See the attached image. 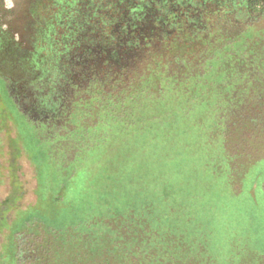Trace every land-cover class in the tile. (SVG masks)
I'll return each instance as SVG.
<instances>
[{
  "label": "trees",
  "instance_id": "trees-1",
  "mask_svg": "<svg viewBox=\"0 0 264 264\" xmlns=\"http://www.w3.org/2000/svg\"><path fill=\"white\" fill-rule=\"evenodd\" d=\"M68 6L46 63L18 82L22 105L36 117L37 145L47 153L55 148L74 159L82 149L84 159L93 147L106 152L115 134H138L204 104L206 111L209 88L223 150L238 117L247 122L243 131L264 132V0H72ZM238 94L240 111L222 104ZM127 215L124 223L101 220L107 242L85 264H175L176 242L149 235L141 215L130 209ZM88 230L68 243L75 262L81 251L71 247L81 241L85 247ZM36 239L33 261L43 264Z\"/></svg>",
  "mask_w": 264,
  "mask_h": 264
},
{
  "label": "rangeland",
  "instance_id": "rangeland-1",
  "mask_svg": "<svg viewBox=\"0 0 264 264\" xmlns=\"http://www.w3.org/2000/svg\"><path fill=\"white\" fill-rule=\"evenodd\" d=\"M1 6V21L21 39L22 1ZM0 87V264H37L36 237L43 264H85L107 242L101 220L124 223L128 209L149 235L176 242L175 264H264V132L243 131L247 122L238 117L223 150L212 124L215 89L206 111L204 104L138 134H115L106 152L93 147L82 159L76 150L73 159L41 149L36 117ZM226 102L236 112L244 104L239 94ZM86 225L87 245L70 246L81 251L75 262L67 246Z\"/></svg>",
  "mask_w": 264,
  "mask_h": 264
},
{
  "label": "flooded vegetation",
  "instance_id": "flooded-vegetation-1",
  "mask_svg": "<svg viewBox=\"0 0 264 264\" xmlns=\"http://www.w3.org/2000/svg\"><path fill=\"white\" fill-rule=\"evenodd\" d=\"M22 35L17 39L0 19V82L11 101L21 105L20 79L46 63L50 41L70 0H21ZM3 0H0V10ZM1 91V87H0ZM2 102V100H0Z\"/></svg>",
  "mask_w": 264,
  "mask_h": 264
}]
</instances>
